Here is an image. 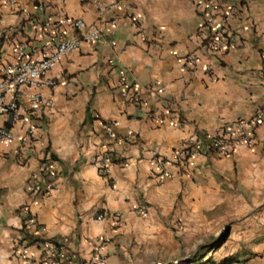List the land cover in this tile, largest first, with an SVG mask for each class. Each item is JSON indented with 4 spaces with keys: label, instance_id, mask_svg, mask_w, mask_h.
<instances>
[{
    "label": "crops",
    "instance_id": "obj_1",
    "mask_svg": "<svg viewBox=\"0 0 264 264\" xmlns=\"http://www.w3.org/2000/svg\"><path fill=\"white\" fill-rule=\"evenodd\" d=\"M201 1L121 0L114 32L103 43L82 44L47 74L60 83L41 90L53 107L35 116L22 113L18 122L0 119L15 137L0 157V264H26L22 254L38 264L41 246L19 247L26 208L42 227L39 238L61 240L73 264H89L101 237L107 240L105 264H149L153 245L170 229L188 241H217L228 229L227 244L207 259L264 264V130L256 146H237L228 157L193 158L188 175L170 168L171 177L160 182L153 172L152 152L173 160L191 136L215 134L264 104V0H241L230 22L237 48L216 60L203 56L185 73L181 56L203 54L196 36ZM61 18L93 23L97 9L80 0H21L15 7L0 2V76L14 66L18 44L33 59L40 57L34 23ZM208 63L214 79L205 72ZM122 70L143 93L160 83L165 95L148 94L146 107L127 104L117 89ZM166 109L181 115V127L148 117ZM105 121L116 123L119 138L134 135L137 142L113 145L124 162L103 175L96 159L103 146H111L102 131ZM47 158L54 162V188L37 194L33 177ZM144 204L141 214L136 209ZM101 213L104 221L97 220Z\"/></svg>",
    "mask_w": 264,
    "mask_h": 264
},
{
    "label": "built area",
    "instance_id": "obj_2",
    "mask_svg": "<svg viewBox=\"0 0 264 264\" xmlns=\"http://www.w3.org/2000/svg\"><path fill=\"white\" fill-rule=\"evenodd\" d=\"M21 0H0L6 7H15ZM31 1V0H30ZM34 1V0H33ZM36 1V0H35ZM83 4H91L97 9V20L86 23L80 19L61 18L57 21L44 20L34 23L38 36L36 42L40 49V57L33 59L27 46L18 44L15 47L16 62L14 66L0 76V119L9 116L14 121L21 119L22 113L27 116H35L46 108L53 107L52 100L44 98L41 90L44 87H57L60 83L48 79L47 74L69 54L80 50L82 44H100L112 34L118 26L116 11L124 8L121 0H80ZM242 5L241 0H203L197 5L199 17L202 22L196 30L199 39V50L181 56L182 71L193 72L202 62L203 56L208 60H216L238 46L239 36L231 28L230 22L236 16ZM134 21L135 18H132ZM32 21V20H31ZM206 74L214 79L213 66L205 64ZM122 99L127 104L135 107H146L149 95L156 98L164 96L166 88L160 83H154L143 93L136 87V81L130 77L128 70L120 73V85L117 88ZM24 102L27 104L25 105ZM148 117L161 124L169 121L175 127H181L184 123L177 111L166 109L164 111H151ZM264 130V104L249 118L235 122L223 123L219 130L212 135L195 134L191 136L176 152L173 160L154 151L152 152L153 172L160 182L171 177L170 168H179L183 173L189 174V165L197 156L211 157L230 156L237 146L253 147L258 143L259 132ZM102 131L111 146H103L106 149L96 161L101 174L106 175L109 168L115 163H122L124 159L118 156L111 147L115 144L136 143L137 138L129 135L121 139L117 135L115 122H102ZM34 129H30L28 135H32ZM15 137L11 129L0 125V157L3 149L14 143ZM264 144V134L262 138ZM54 162L51 158L44 160L39 174L33 177L35 184L32 187L34 193L49 192L54 188L55 177ZM37 179H43V185H37ZM139 213L147 212V205H141L136 209ZM24 235L19 247L23 250L32 245L42 247V254L38 264H73L74 257L69 253L61 240L41 239L42 227L28 208L24 210ZM114 218L120 219L121 214L115 213ZM106 215L101 213L97 220L104 221ZM181 228V226H179ZM33 231V234L31 231ZM107 240L99 238L93 251L89 264H105L107 254L105 252ZM26 264H35L36 260L21 255Z\"/></svg>",
    "mask_w": 264,
    "mask_h": 264
},
{
    "label": "rangeland",
    "instance_id": "obj_3",
    "mask_svg": "<svg viewBox=\"0 0 264 264\" xmlns=\"http://www.w3.org/2000/svg\"><path fill=\"white\" fill-rule=\"evenodd\" d=\"M228 236L229 231L225 229L217 241L214 238L188 241L184 236H178L176 230H167L153 245L149 264H215L207 258L214 256L218 249L227 244Z\"/></svg>",
    "mask_w": 264,
    "mask_h": 264
},
{
    "label": "trees",
    "instance_id": "obj_4",
    "mask_svg": "<svg viewBox=\"0 0 264 264\" xmlns=\"http://www.w3.org/2000/svg\"><path fill=\"white\" fill-rule=\"evenodd\" d=\"M233 263H236V259H234V258H228V259L224 260L220 264H233Z\"/></svg>",
    "mask_w": 264,
    "mask_h": 264
}]
</instances>
